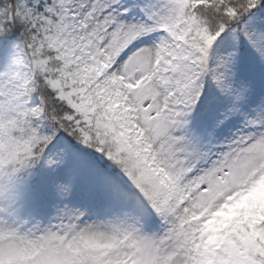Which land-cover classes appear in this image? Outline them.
I'll list each match as a JSON object with an SVG mask.
<instances>
[{
	"label": "snow or ice",
	"instance_id": "1",
	"mask_svg": "<svg viewBox=\"0 0 264 264\" xmlns=\"http://www.w3.org/2000/svg\"><path fill=\"white\" fill-rule=\"evenodd\" d=\"M0 264H264V0H0Z\"/></svg>",
	"mask_w": 264,
	"mask_h": 264
}]
</instances>
